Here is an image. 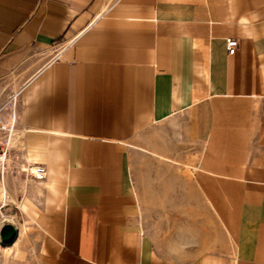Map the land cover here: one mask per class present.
I'll use <instances>...</instances> for the list:
<instances>
[{
  "label": "crops",
  "instance_id": "0c3cea01",
  "mask_svg": "<svg viewBox=\"0 0 264 264\" xmlns=\"http://www.w3.org/2000/svg\"><path fill=\"white\" fill-rule=\"evenodd\" d=\"M5 76L35 264H264V0H0Z\"/></svg>",
  "mask_w": 264,
  "mask_h": 264
},
{
  "label": "rangeland",
  "instance_id": "374dc122",
  "mask_svg": "<svg viewBox=\"0 0 264 264\" xmlns=\"http://www.w3.org/2000/svg\"><path fill=\"white\" fill-rule=\"evenodd\" d=\"M14 79L15 77L10 78V76H5V79L0 80V122H5L11 119L14 110V98H16L15 95L17 93L16 88L9 90V87L6 85L7 83H2V80L13 81ZM19 79L20 77L16 78V80H14L10 85H18L17 82ZM13 128L15 129L14 125ZM9 134L3 130H0V136L3 135L4 138L8 139L9 142L7 159L4 162L2 168H0V171H2L3 174V179H1L0 175V185L2 184L4 188V197L0 199V231L2 227L7 225L12 228L16 235L11 243H3L0 238V246L2 248L4 246H10V248L15 247V259L19 260L20 264H35L34 229L25 220H23L22 217H20L14 208L16 204L11 202V199L16 202L17 197L20 196L24 190L25 182L32 177L22 170V168L25 167V164L21 159L22 151L18 134H15V132L13 133V130L11 131V136ZM195 150V148H192L190 149V152L194 153ZM20 225H24L25 227L22 233H18V228H20ZM8 250L6 251V254H8Z\"/></svg>",
  "mask_w": 264,
  "mask_h": 264
},
{
  "label": "built area",
  "instance_id": "2783aa9c",
  "mask_svg": "<svg viewBox=\"0 0 264 264\" xmlns=\"http://www.w3.org/2000/svg\"><path fill=\"white\" fill-rule=\"evenodd\" d=\"M236 46V41L234 38L226 37L225 38V48L228 54H232ZM8 139L4 138V136H0V168L4 165V162L8 156ZM24 172H26L30 177L35 180H41L44 178L45 170L44 167L40 164H26L24 168H22Z\"/></svg>",
  "mask_w": 264,
  "mask_h": 264
},
{
  "label": "water",
  "instance_id": "95a60500",
  "mask_svg": "<svg viewBox=\"0 0 264 264\" xmlns=\"http://www.w3.org/2000/svg\"><path fill=\"white\" fill-rule=\"evenodd\" d=\"M15 237V233L13 232L10 226H4L0 231V238L3 243H11Z\"/></svg>",
  "mask_w": 264,
  "mask_h": 264
},
{
  "label": "bare ground",
  "instance_id": "6f19581e",
  "mask_svg": "<svg viewBox=\"0 0 264 264\" xmlns=\"http://www.w3.org/2000/svg\"><path fill=\"white\" fill-rule=\"evenodd\" d=\"M0 130H3L4 132L6 133H10L11 134V131H12V124H4L2 122H0ZM9 134V135H10ZM8 135V136H9ZM11 136V135H10ZM9 143V142H8ZM0 175H1V179H3V174H2V171H0ZM1 182V181H0ZM4 197V188L2 185H0V199H2ZM12 202V201H11ZM3 217V216H1ZM16 235V234H15ZM8 246H4V250H8Z\"/></svg>",
  "mask_w": 264,
  "mask_h": 264
}]
</instances>
